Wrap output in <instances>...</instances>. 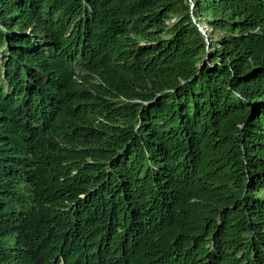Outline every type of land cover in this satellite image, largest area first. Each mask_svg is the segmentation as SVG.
Returning <instances> with one entry per match:
<instances>
[{"label": "trees", "instance_id": "trees-1", "mask_svg": "<svg viewBox=\"0 0 264 264\" xmlns=\"http://www.w3.org/2000/svg\"><path fill=\"white\" fill-rule=\"evenodd\" d=\"M0 264H264V0H0Z\"/></svg>", "mask_w": 264, "mask_h": 264}, {"label": "rangeland", "instance_id": "rangeland-1", "mask_svg": "<svg viewBox=\"0 0 264 264\" xmlns=\"http://www.w3.org/2000/svg\"><path fill=\"white\" fill-rule=\"evenodd\" d=\"M174 20L175 19L169 21V23H172ZM196 22L199 24L200 29L207 34L210 42L218 39V37H220L224 33L223 30H214L207 21L199 22L196 20Z\"/></svg>", "mask_w": 264, "mask_h": 264}]
</instances>
